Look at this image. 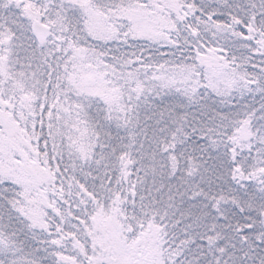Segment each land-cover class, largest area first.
I'll return each mask as SVG.
<instances>
[{"label": "snow or ice", "instance_id": "1", "mask_svg": "<svg viewBox=\"0 0 264 264\" xmlns=\"http://www.w3.org/2000/svg\"><path fill=\"white\" fill-rule=\"evenodd\" d=\"M0 264H264V0H0Z\"/></svg>", "mask_w": 264, "mask_h": 264}]
</instances>
